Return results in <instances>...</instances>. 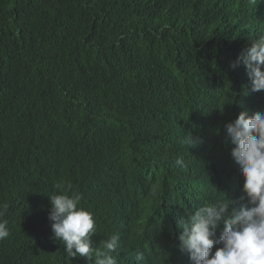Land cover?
Listing matches in <instances>:
<instances>
[{
    "label": "trees",
    "instance_id": "1",
    "mask_svg": "<svg viewBox=\"0 0 264 264\" xmlns=\"http://www.w3.org/2000/svg\"><path fill=\"white\" fill-rule=\"evenodd\" d=\"M261 33L264 0H0V264H60L47 195L69 184L99 242L125 225L191 264L181 220L245 202L224 125L264 112L231 66Z\"/></svg>",
    "mask_w": 264,
    "mask_h": 264
},
{
    "label": "clouds",
    "instance_id": "2",
    "mask_svg": "<svg viewBox=\"0 0 264 264\" xmlns=\"http://www.w3.org/2000/svg\"><path fill=\"white\" fill-rule=\"evenodd\" d=\"M240 64L245 68L251 92H264V33L246 46L231 66ZM224 137L232 145L230 157L243 178L240 200L245 202L227 198L200 206L186 221L181 220L183 232L176 247L188 254L191 264H264V112L239 113L224 125ZM184 143L196 146L202 139L187 134ZM176 164L185 166L182 158ZM57 189L47 198L51 237L61 251L60 264H118L119 258L125 264H167L149 254L143 244H132L139 234L125 225L99 242V236H94L102 237V233L93 213L80 206L82 195L70 184L57 185ZM7 209V204L0 205V218ZM9 235L8 221L0 219V240Z\"/></svg>",
    "mask_w": 264,
    "mask_h": 264
},
{
    "label": "bare ground",
    "instance_id": "3",
    "mask_svg": "<svg viewBox=\"0 0 264 264\" xmlns=\"http://www.w3.org/2000/svg\"><path fill=\"white\" fill-rule=\"evenodd\" d=\"M141 241H142V237H138L137 240H136V245H141L142 244ZM148 242L149 241L146 240V244H145L146 246H147ZM147 264H150V263H147Z\"/></svg>",
    "mask_w": 264,
    "mask_h": 264
},
{
    "label": "water",
    "instance_id": "4",
    "mask_svg": "<svg viewBox=\"0 0 264 264\" xmlns=\"http://www.w3.org/2000/svg\"><path fill=\"white\" fill-rule=\"evenodd\" d=\"M114 256H116L115 254H113ZM117 261H118V264H125V262L121 259V258H119V259H117ZM143 261H140L138 264H145V263H142Z\"/></svg>",
    "mask_w": 264,
    "mask_h": 264
}]
</instances>
